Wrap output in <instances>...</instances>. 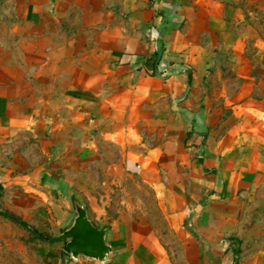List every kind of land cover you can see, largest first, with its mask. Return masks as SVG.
<instances>
[{"label":"crops","instance_id":"0c3cea01","mask_svg":"<svg viewBox=\"0 0 264 264\" xmlns=\"http://www.w3.org/2000/svg\"><path fill=\"white\" fill-rule=\"evenodd\" d=\"M243 6L0 0L11 208L63 230L82 201L107 230L105 264H264V94Z\"/></svg>","mask_w":264,"mask_h":264},{"label":"rangeland","instance_id":"374dc122","mask_svg":"<svg viewBox=\"0 0 264 264\" xmlns=\"http://www.w3.org/2000/svg\"><path fill=\"white\" fill-rule=\"evenodd\" d=\"M248 14L250 21L249 47L257 75L258 92L264 94V1L239 0ZM112 190L119 188L111 179ZM110 185V186H111ZM134 181L128 186L122 197L126 202L134 203ZM119 190V189H118ZM118 190L112 191L118 194ZM0 191V264H72L74 257L64 250L66 241H49L43 236H56L62 229L57 227V214L48 212L20 213L12 208V202ZM121 196V194L119 195ZM117 200L118 197H110ZM73 208V206L71 205ZM18 216L26 225L11 219L7 214Z\"/></svg>","mask_w":264,"mask_h":264},{"label":"water","instance_id":"95a60500","mask_svg":"<svg viewBox=\"0 0 264 264\" xmlns=\"http://www.w3.org/2000/svg\"><path fill=\"white\" fill-rule=\"evenodd\" d=\"M75 216L65 229L56 236H43L49 241H66L64 250L74 258L80 255L97 260L103 264L109 261L112 245L107 242L106 228H100L91 220L85 204L73 200Z\"/></svg>","mask_w":264,"mask_h":264},{"label":"trees","instance_id":"16d2710c","mask_svg":"<svg viewBox=\"0 0 264 264\" xmlns=\"http://www.w3.org/2000/svg\"><path fill=\"white\" fill-rule=\"evenodd\" d=\"M11 219H13L16 222L21 223L22 225H26V222L22 221L18 216H16L15 214L12 213H8L7 214Z\"/></svg>","mask_w":264,"mask_h":264}]
</instances>
